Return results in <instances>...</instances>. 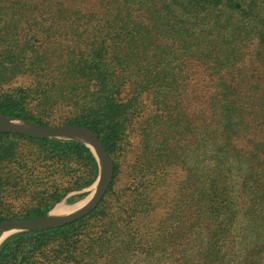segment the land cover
<instances>
[{"label":"trees","instance_id":"16d2710c","mask_svg":"<svg viewBox=\"0 0 264 264\" xmlns=\"http://www.w3.org/2000/svg\"><path fill=\"white\" fill-rule=\"evenodd\" d=\"M0 69L29 83L65 73L85 82L89 122L73 123L101 135L107 151L123 131L138 139L132 188L96 236H76L75 221L19 231L1 242L0 264H264V41L216 69L140 0H0ZM0 113L38 122L9 100ZM18 136L96 176L83 143Z\"/></svg>","mask_w":264,"mask_h":264},{"label":"rangeland","instance_id":"374dc122","mask_svg":"<svg viewBox=\"0 0 264 264\" xmlns=\"http://www.w3.org/2000/svg\"><path fill=\"white\" fill-rule=\"evenodd\" d=\"M140 1L148 5L164 31L185 46L189 53L201 60L212 61L216 69L236 64L244 51L264 41V0L222 1L219 5L203 8H198L193 0ZM27 78L0 69V100H9L13 109L38 122L23 117L15 119L46 126L89 122L88 114L82 109V97L88 88L85 82L67 73L53 80L42 74L36 78L40 83L36 79V82L29 83ZM53 105L56 107L52 108ZM131 110L136 113L133 107ZM3 133L7 135L0 136V151H7L11 156L0 162V222L35 217L31 214L49 205L44 215L61 201L79 203L96 193L99 187V153L90 143L53 138L88 145L97 157L92 152L98 166L95 177L90 174L89 166L75 157L49 153L28 138ZM124 133L126 131H123L116 147L106 150L112 163L107 191L98 206L70 228L81 239L96 236L95 232L100 230L113 202L132 188L137 132L132 130L129 137H124ZM98 136L103 142V137ZM176 177L180 180V173Z\"/></svg>","mask_w":264,"mask_h":264},{"label":"water","instance_id":"95a60500","mask_svg":"<svg viewBox=\"0 0 264 264\" xmlns=\"http://www.w3.org/2000/svg\"><path fill=\"white\" fill-rule=\"evenodd\" d=\"M5 117L6 116L0 115V122H2V125H0L1 132L26 135L27 137L34 138V139L59 138L58 136L60 134L69 132V131H75V130L86 132L90 135L92 142L95 144V147L102 155V162L100 164L95 153L92 151L99 165L98 178L100 179V186L96 194L93 196V198L89 202H87L77 212L69 216L63 217L61 219L51 221V222L41 221V218L45 214L42 216L30 217L26 219H7V220L0 222V228H2L3 226H7V225H15L19 227V229L16 232L24 231V230H33V229L55 228V227H60V226H64L66 224L72 223L84 217L91 211H93L98 206L105 192L107 191L108 185L111 180V173H112V163L110 160V156L107 153L103 145V142L99 138L98 134L87 126L74 124V123L61 124V125H55V126H46V125H38V124L31 123L37 127L36 130L31 131L28 129L21 128L15 124H12L9 121H6L4 119ZM6 118H11V117H6Z\"/></svg>","mask_w":264,"mask_h":264},{"label":"bare ground","instance_id":"6f19581e","mask_svg":"<svg viewBox=\"0 0 264 264\" xmlns=\"http://www.w3.org/2000/svg\"><path fill=\"white\" fill-rule=\"evenodd\" d=\"M4 119L6 121H9L12 124H15V125L21 127V128L28 129V130H31V131L32 130H36V128H37L35 125L27 123V122L19 120V119L6 118V117ZM0 125H2V122H0ZM58 137L59 138L74 139V140L81 141L83 143H90V145L93 146L97 150V148L95 147V144L91 140L90 135L88 133H86V132L79 131V130L69 131V132H65V133L60 134ZM97 152L99 153L98 161L101 164L102 155L100 154V152L98 150H97ZM99 186H100V179H99ZM98 189H99V187H98ZM98 189H97V191H98ZM95 190L96 189L93 190V193H95L94 192ZM92 198L89 196L86 199H84L82 202L73 203V204H66L64 201H61L60 203L55 205L54 208L51 211L47 212L41 218V221L51 222V221H54V220L61 219L63 217L69 216V215L77 212L79 209H81ZM18 229H19V227L15 226V225H7V226H3L2 228H0V244L6 237H8L12 233L16 232Z\"/></svg>","mask_w":264,"mask_h":264}]
</instances>
